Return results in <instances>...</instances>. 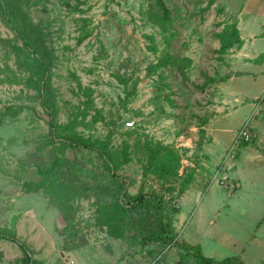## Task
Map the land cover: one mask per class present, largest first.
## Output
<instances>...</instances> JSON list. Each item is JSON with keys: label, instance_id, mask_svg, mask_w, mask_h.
I'll use <instances>...</instances> for the list:
<instances>
[{"label": "rangeland", "instance_id": "obj_1", "mask_svg": "<svg viewBox=\"0 0 264 264\" xmlns=\"http://www.w3.org/2000/svg\"><path fill=\"white\" fill-rule=\"evenodd\" d=\"M166 1L171 18L167 39L146 22L147 0H50L47 13L32 10L35 20L54 22L50 43L59 56L53 78L62 107L59 121L66 123L67 114L78 109L87 112L85 124L78 130L101 139L115 132V153L122 151L128 130L138 133L130 141L133 153L138 139L172 145L183 156L182 175L184 170L197 167L186 193L180 197L177 191L173 193L172 205L178 204L182 214V221L174 227L177 241L201 248L205 257L215 261L238 258L241 264H262L264 40L254 43L247 37L245 52L231 50L221 57L216 53L219 42L213 35L226 25L237 26L239 2ZM209 4L210 8L204 10ZM82 20L87 21L91 36L78 44ZM9 36L11 33L0 22V38ZM150 36L154 39L149 40ZM153 41L157 52L150 50ZM167 55L174 64L149 72ZM6 63L13 66L0 43V66ZM72 75L79 79L82 90ZM226 76L229 78L222 82ZM4 78L0 76V111L8 106L34 105L25 94L21 96V87L1 83ZM135 88L136 93L128 97L127 90ZM131 122L133 127H127ZM200 125L205 136L198 150ZM246 126L251 143L242 147L240 141L234 147ZM47 135V120L37 105L35 111L29 108L17 118H7L0 128V231L13 230L34 251V259L52 264H89L95 256L100 264L140 257L146 259L142 264L178 262L176 248L162 246L161 257L155 253L152 259L149 251L155 245L141 246L144 255H140V245L131 244L130 237L127 241L112 239L95 225L96 204L113 200L114 187L109 185L111 196L101 189L107 184V175L99 177L103 166L94 155L68 152L76 175L72 183L90 187L85 197L73 201L70 224L41 192L27 193L25 184L37 183L41 179L39 170L51 163L52 146L47 145ZM217 175L219 180L227 178L225 187L214 182ZM119 178L129 184L130 195L138 193L141 167L135 155L119 172ZM147 189L162 193L160 186L149 182ZM151 214L142 220L149 221ZM79 249H89L93 254ZM0 255V264H13L22 253L15 243L1 241Z\"/></svg>", "mask_w": 264, "mask_h": 264}, {"label": "trees", "instance_id": "obj_2", "mask_svg": "<svg viewBox=\"0 0 264 264\" xmlns=\"http://www.w3.org/2000/svg\"><path fill=\"white\" fill-rule=\"evenodd\" d=\"M148 9L145 12L146 22L153 28H158L166 38V33L170 28V11L166 0H147ZM50 0H0V22L11 33L12 36L0 38V43L4 49L7 59L13 61V66L5 64L0 66V76L5 75L1 83L9 86L21 87L20 94L34 105L31 107L8 106L0 111V128L7 118H17L27 109L35 111L37 105L44 118L47 120L48 135L47 145L52 146L50 153V165L44 170H39L41 179L37 183L28 182L25 184L27 193L41 192L47 199L50 206L58 209L61 218L69 223L73 218V201L85 197L90 191L87 183H82L78 187L73 162L69 160L68 152L81 151L94 155L100 160L103 172H99V177L104 179L107 175V184L101 189L109 192V185H113V200L96 204L95 225L104 230L108 237L127 241L130 237L131 244L137 243L140 247L155 245V249L149 251V258L153 259L155 253L161 257L164 249L176 248L179 251L178 262L176 264H241L238 258H227L222 261L205 257L201 248L181 244L174 236V223L180 209L177 208L175 200H172L173 193L177 191L178 197L184 195L194 181V174L197 167L190 170H182V155L172 145H164L161 142H154L146 139L137 140L135 152L130 141L137 138V131H126L123 142V149L120 153L113 151L112 143L115 132H109L103 139L93 138L79 131L78 128L84 126L87 112L67 114L66 123H60L62 107L59 100V89L54 85V71L59 62L57 49L51 45L50 40L53 35V21L49 19L35 20L32 16L33 9H41L47 13V5ZM210 4L204 10H208ZM84 26L78 38V44L88 39L91 32L87 29V21L82 20ZM214 38L219 42L216 53L224 57L231 50H239L244 42L236 24L226 25L220 32L214 33ZM149 37V40H153ZM167 39V38H166ZM151 51L157 52V47L153 41ZM171 56L167 55L158 61L155 66L149 68L158 70L166 67L171 61ZM190 64L191 60L185 59ZM14 67V68H13ZM180 71L183 73V68ZM150 75V74H149ZM75 82L79 90H82L79 79L75 76ZM229 76L222 78V82ZM161 79H165L164 73ZM221 79V78H220ZM215 80L209 79V82ZM168 87V85H166ZM136 93V88L127 90L130 97ZM169 100V98H167ZM25 109V110H24ZM82 120H79V117ZM97 120L95 119V122ZM94 122V123H95ZM206 123V122H205ZM204 123V124H205ZM124 127V125H123ZM204 126H198L199 140L198 150L202 149L205 136ZM130 129V128H128ZM179 134V133H178ZM180 136V134L178 135ZM241 140V146L247 147L251 142ZM59 152V155L55 152ZM136 156L141 167V186L136 195L128 192L129 184L119 178V172ZM71 170V174H70ZM189 171V172H188ZM152 183L160 186L162 193L145 191V185ZM178 185V186H176ZM170 198L166 199V195ZM176 207V208H174ZM144 210L152 212L143 213ZM138 214L135 218L132 215ZM149 221L142 219H149ZM72 215V216H71ZM70 224V223H69ZM68 224V226H69ZM137 225V227H136ZM130 235V236H128ZM9 241L15 243L20 249L22 256L17 258L13 264H37L34 259V251L18 238L13 230L5 229L0 231V242ZM140 248L141 255L144 248ZM163 250H162V249ZM144 255V253H142ZM2 255V254H1ZM0 255V256H1ZM155 256V255H154ZM264 264V262L262 263Z\"/></svg>", "mask_w": 264, "mask_h": 264}, {"label": "crops", "instance_id": "obj_3", "mask_svg": "<svg viewBox=\"0 0 264 264\" xmlns=\"http://www.w3.org/2000/svg\"><path fill=\"white\" fill-rule=\"evenodd\" d=\"M234 2H239V7L237 9L238 15L236 18V23H237V29L240 33L241 39L244 42V45L242 46L241 49L242 51L245 52L248 49V44H247V37H250V40H253L254 43L260 42L264 40V0H233ZM250 28V31L249 29ZM264 54V51H262ZM182 221V214L180 213L179 215L176 216L175 218V223L176 222H181ZM153 246L151 249H155ZM79 251H86L90 254H93L91 250L86 249H79ZM61 257L65 259V254L62 253ZM93 257V256H92ZM38 261L37 264H52L50 262H47L45 259H40L37 258L35 259ZM144 260L142 257L137 258V259H118V260H109L107 262H110L111 264H142L144 263ZM141 261V262H140ZM89 264H100L98 257L95 256L92 259H89L88 261ZM109 263V264H110Z\"/></svg>", "mask_w": 264, "mask_h": 264}, {"label": "built area", "instance_id": "obj_4", "mask_svg": "<svg viewBox=\"0 0 264 264\" xmlns=\"http://www.w3.org/2000/svg\"><path fill=\"white\" fill-rule=\"evenodd\" d=\"M127 127H133V123H127L126 124ZM245 140V141H249L251 139V135L250 132L247 130V126L243 129L242 132H240V134L238 135L237 141L235 142V146L236 147L238 145V143L241 140ZM233 150H230L229 155L231 154ZM223 170L219 171V174L222 173ZM227 181V178H220V180L218 179V175L217 177L214 179V182L219 183L221 186L225 187V182ZM177 208L179 209V206H177Z\"/></svg>", "mask_w": 264, "mask_h": 264}]
</instances>
